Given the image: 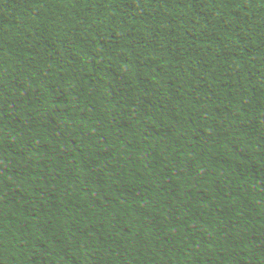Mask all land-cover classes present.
Listing matches in <instances>:
<instances>
[{
    "label": "trees",
    "instance_id": "obj_1",
    "mask_svg": "<svg viewBox=\"0 0 264 264\" xmlns=\"http://www.w3.org/2000/svg\"><path fill=\"white\" fill-rule=\"evenodd\" d=\"M0 264H264V0H0Z\"/></svg>",
    "mask_w": 264,
    "mask_h": 264
}]
</instances>
